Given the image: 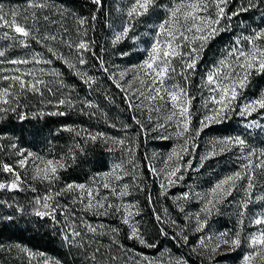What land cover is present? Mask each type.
Returning <instances> with one entry per match:
<instances>
[{"label": "trees", "instance_id": "1", "mask_svg": "<svg viewBox=\"0 0 264 264\" xmlns=\"http://www.w3.org/2000/svg\"><path fill=\"white\" fill-rule=\"evenodd\" d=\"M28 3L29 0H0V5L9 13V18L11 10H15L19 13L17 21L31 29V36L26 39L29 46L26 48L37 59L52 62L36 63L34 60L27 67L6 68L1 60L12 57L17 47L25 46L21 42H4L0 37V50L5 51V56L0 57V88L11 83L2 79L5 76L16 75L29 82L34 78L45 82L37 85L40 92H21L17 84L12 91L19 95V99L13 100L11 105H3L15 108V111L0 113V137H3L0 139V166L10 165L19 172L23 181L17 189H0V264H29L28 256L17 245L27 247L35 253H45L44 257L31 260V264H43L46 258H50V264H56L57 261L59 264H146L144 256L154 260L155 264H170L171 260L176 259L183 260L186 264H237L242 261L245 253L251 249L246 240L253 229L251 220L264 214V200L255 199L264 195V180L257 177L254 180V199L245 210L242 225L239 223L240 217L235 225L229 226L230 218L226 214L208 217L200 215L199 219L206 220L207 224L202 231H197L196 216H183L182 210L172 202L170 193L179 195L176 188L172 186L166 194H159V185L151 178L148 166L152 158L148 147L158 141L148 122L151 109L139 98L127 97L124 90L113 82V79L116 80L113 70L117 62L125 59L143 62L146 59L147 49L150 48L155 33L154 25L166 15L159 5H167L170 0H157L156 7L134 21L129 39L115 46L112 44L114 32L119 31L126 22V9L132 0H101L99 6L92 3V0H47L48 7L44 10L30 9L27 7ZM247 3L248 0H229L227 11L247 6ZM33 11L36 12L35 19L31 15ZM93 15L95 20L92 19ZM45 16L48 19H44ZM24 17L28 19L25 20ZM79 18H86L87 22L81 26L78 23ZM225 23L222 21V25ZM261 28H264V0H260L258 7L233 17L230 28L220 32L207 44L187 83L188 96L194 97L190 105L191 129L198 128L203 116L216 107L210 100L215 93L203 86L202 78L205 73L214 62L227 55V50L235 44L236 37L251 35L253 29ZM3 32L15 35L13 30L5 31L0 27V36ZM45 36H55L56 40H45ZM133 36L138 39L133 41ZM80 40L89 43L92 51H78L75 45ZM242 42L247 47V42ZM48 48L53 52H49ZM81 54L86 60L84 64L79 63ZM98 58L103 60L107 71L101 68ZM77 72L81 75H77ZM85 72L95 78V83L84 82L87 77L82 79L81 76ZM110 76L113 78L110 79ZM166 83H179L184 86L185 81L178 75ZM262 90L264 73L258 75L253 72L241 96L233 105L235 111L229 112L222 122L212 123L204 128L198 137L190 139L189 142H195L196 145L190 151V167L181 169L184 170V178L179 186L182 192L188 186L194 188L193 186L199 185L200 181L207 182L204 178L206 160L200 166L201 158L208 154L203 148L205 144L213 143L211 152L215 150L217 154L211 158L216 163L223 162L224 155L217 150V142L223 139L239 137L246 144L257 142L258 147L264 149V110L245 116L239 114L240 104L257 98ZM61 99L71 100L72 105L69 106L67 102L59 104ZM89 103L93 106L88 107ZM52 112L66 114L49 115ZM253 121L256 123H252ZM68 126L83 131L80 136H76L75 132L64 130ZM96 133L105 134V138L123 139L125 144H114L112 140L105 143L104 138L92 141L89 136ZM13 144L16 145L15 148L11 147ZM159 145L162 146V141ZM21 149L25 150V156L29 151L34 153L33 157H28L27 166L24 168L18 165L22 157L17 153ZM73 156L75 159H72ZM35 157L63 159L66 167L59 170L60 179L51 184L32 179V159L35 160ZM117 164L121 165V169H116L113 173ZM185 165L184 161L182 167ZM105 173H113L115 179L120 176L118 183L128 186L129 198L132 199L134 207V224L143 238L155 247H145L137 240L128 238L130 228L122 223L123 212L121 209L116 211L119 206L113 201L110 191L103 188V184L113 178L106 177ZM13 180V173L5 172L0 167V183L10 185ZM68 183L85 184L86 188L92 190L93 196L90 198L87 192L82 193L80 190L62 191ZM44 196L51 197L47 203L55 209V220L34 214L36 209L48 210L42 207L45 203ZM104 196L108 197L105 208L108 203L114 206L108 209L107 215L96 214V208L85 210L90 199L95 205ZM148 197H151V202ZM103 211L104 209H99V212ZM156 216L160 219L157 220ZM87 224L95 227L96 233L90 232L86 228ZM112 228L119 229V232H112ZM161 229L167 235L161 234ZM73 230L80 232L81 236L73 237ZM224 231L230 235L239 231L241 245L236 248L229 247L215 256H212L210 248L205 250L199 245L200 238L207 235L215 238ZM65 234L74 243L66 242L63 239ZM183 236L188 238L187 243ZM93 255L95 259L92 258Z\"/></svg>", "mask_w": 264, "mask_h": 264}, {"label": "snow or ice", "instance_id": "2", "mask_svg": "<svg viewBox=\"0 0 264 264\" xmlns=\"http://www.w3.org/2000/svg\"><path fill=\"white\" fill-rule=\"evenodd\" d=\"M92 3L96 5H101V0H92ZM229 0H170V3L167 5H159V7L163 8L166 15L165 17L156 25H154L155 33L152 37V43L149 49H147V57L146 59L139 65H135L132 68L134 73L132 80L129 81L128 87L132 86V83L136 80H139L140 87H144L147 85V91L151 93L147 96V99L152 101H160V106L157 107V111L160 110L161 107H165L170 104L169 115L167 116V120L173 121L174 117H179V119L174 120V124L178 129L174 135L177 138H182L186 133L190 131L194 133V136H190L188 139H194L198 137L200 132L207 128L212 123H220L223 119L227 117V114L231 111H235L233 105L236 104L237 98L241 96L243 89L247 86L249 82V78L253 72L256 74L264 73V43H258L264 41V28L259 30L253 29L251 35H244L241 37L235 38V44L227 50V55L217 60L213 63V65L209 68L207 73H205L203 79V86L207 87L208 90L215 95L210 97V100L216 105L209 110L208 114H205L203 118L199 121V127L196 129H191V113H190V105L191 100L194 97H189L187 92V83L189 81V77L191 73H194L196 70V66L198 61L201 59L202 54L207 47V44L214 39L220 32L226 31L230 28V22L233 17L239 16L241 12H247L250 8L258 7L260 0H248L247 6H240L234 9L231 12L227 11ZM157 6V0H132L130 6L126 9V22L121 26L119 31L114 32V37L112 39V44L115 46L118 43L123 42L125 39H129V33L133 30L134 21L146 14L149 13V10ZM30 9L35 10H44L48 7L47 0H29L27 5ZM27 10V9H26ZM18 12L15 10H11L10 18L9 13L4 11L3 5H0V27H7L13 30L15 33L19 34L21 39L20 42L28 47L29 45L26 43V39L31 36V29L26 27L24 24H21L17 21ZM32 18H36V12H32ZM95 15H93L92 19L95 20ZM25 20L28 17H24ZM44 19H48L47 16ZM222 21L226 22L222 25ZM86 18H79L78 23L83 26L86 23ZM5 38L15 39V37H10L8 32L3 34ZM35 39L36 37H32ZM45 40L51 39L56 40L55 36H45ZM133 41L138 39V37H131ZM242 41L247 42V47L242 45ZM37 42H40L39 40ZM94 43V42H93ZM71 46V45H70ZM75 48L80 51H92L89 47V43L84 40H80ZM187 49V50H185ZM49 52H53L51 48H48ZM55 55V53H53ZM95 55V53H93ZM127 55V53H123ZM39 54H37L38 56ZM5 56V51L0 50V57ZM180 58L181 63V71L177 73L176 67L173 65V61L176 58ZM63 59V57H60ZM36 63H48L50 64L51 60H40L36 57H33ZM100 59V58H98ZM8 63L18 65V64H27L30 61L27 59H11L7 61ZM67 63V61H65ZM79 63L84 64L86 60L83 58L81 54L79 58ZM101 68L104 71H107L103 66V60L100 59ZM71 67H75V65H70ZM144 73V76L148 77V80L141 78L138 73ZM172 74H179L183 77L185 84L181 86L179 83H172L169 85L166 83L168 80H174V76ZM27 75H31V73H27ZM77 75H81L77 72ZM126 75V71H121L119 76L123 79ZM87 77L85 79V83H95V78L88 76L87 73H83L81 78ZM112 79L113 77H109ZM4 80H9L11 83L4 88H0V113L7 112L9 110L15 111V108L3 107V105H11L13 100H18L19 95L14 93L12 89L18 84L21 92L24 91H32V92H40L39 87L37 85L44 84L45 82L40 79H33L31 82L24 80L21 76H5L2 77ZM113 82L116 84L118 88H121L123 91V86L113 79ZM46 86V85H45ZM137 91L140 88L136 89ZM51 91V89H49ZM42 94V93H41ZM141 95H144L141 92ZM9 97L12 99L10 100ZM68 103L69 106L72 105V101H65L63 99L59 100V104L63 105ZM88 107H92L90 103L87 105ZM132 105L130 104L129 107ZM257 110H264V90H262L257 98L246 100L240 104V112L241 116L251 115L253 112ZM64 112H52L49 115H65ZM24 116H21L23 119ZM139 123V121H137ZM252 123H256L253 121ZM115 127V125H112ZM250 126V125H249ZM127 127V126H126ZM141 127H143L141 125ZM163 127V125H160ZM65 131L75 132L76 136L81 135V131H77L76 129L68 126L64 128ZM3 137H0L2 139ZM89 138L92 141H96L97 138H104L105 143L108 140H112L114 144L124 145L125 140L117 139L112 137L105 138V134L96 133L95 135H90ZM220 147V152H223L228 145L236 144L241 147V150L246 146L245 140L236 137L235 139L227 138L217 142ZM187 144L188 140H185L184 145H178L177 148H173L171 153L167 156V161L171 162L174 158L176 160L182 159L181 153L187 152ZM2 147V146H0ZM15 148L16 145L13 144L11 146ZM195 147V145H193ZM179 149V150H178ZM111 150V149H109ZM131 152V149H129ZM256 149H251L247 154H245L242 158L247 161V163L241 166L242 170L235 171L230 175L224 176L222 179L218 180L211 189L204 194L197 193L196 195L204 200L203 211L211 214V212L219 205L223 200H225L228 196H231L233 191L237 188L239 182L244 181V185L242 190L244 192L245 198L240 202V211L238 212V216L240 217L239 223L243 224V217L245 215V210L248 207V204L253 201L252 190L255 187L254 180L255 169H264V158L259 160V163H254L252 157L256 156ZM216 151L213 150L211 153L205 155L201 158V167L203 166V160L210 158L211 156L216 155ZM17 155L22 157L18 161V165L20 168H24L27 166L28 157H33L34 153L28 152L27 156H25V150L21 149ZM260 156L264 157V150L260 151ZM44 164L43 168L37 167L34 170V175L32 179H39L43 181H47L48 183H53L56 180H59V170L64 169L66 167L63 159L61 160H45L42 157H37ZM72 159H75L73 156ZM190 167V165H188ZM2 170L5 172L13 173L15 176V180L12 181L10 185H5L4 183H0V189H4L8 187L11 189H17L19 184L23 181L20 178L19 172H16L10 165L3 164ZM165 168H168V164H165ZM116 169H121V165L117 164L114 166L113 173ZM181 165L177 163L175 166L171 167L170 170L166 171L167 184L171 185L176 183V180L173 177H177V173L180 172ZM198 170V169H197ZM150 171H154V169H150ZM113 173H105L104 175L111 176ZM95 178H93L94 180ZM116 179H121L120 176H116ZM178 180L183 179V175L177 177ZM103 188L109 189L110 192L115 193V189L111 187V185L107 182L103 184ZM127 185L123 186V191L119 193L121 197L127 194ZM161 188H165V184H161ZM35 191V189H32ZM80 190V192H87L88 197H92V190L86 188L85 184H74L68 183L62 191H75ZM58 195L60 193H57ZM97 195L99 192L97 191ZM183 198L187 199L188 194H183ZM51 199L50 196H44L43 200L45 203L42 205L44 209H48L46 211H41L36 209L34 214L38 217L44 218L45 216L51 217L55 220V209L51 208V206L47 203V201ZM149 202H151V197H148ZM257 200H264V195L255 197ZM108 201V197L104 196L97 200L96 204L93 205L91 199L85 206V210H91L93 208L97 209V213L99 215H107L108 209L113 208L114 206L111 203L107 204V208H105V202ZM39 203V199L37 200ZM131 206H124V211L128 213V215L122 217V223L128 225L130 228L129 239L137 240L141 245L145 247H155L154 244H149L143 236L140 234L139 228L130 223L129 216L133 213L130 211ZM99 209H104L103 212H99ZM183 210V209H181ZM22 211V209H21ZM116 211H120V207H116ZM139 214L138 212L136 213ZM156 219L159 220L160 217L156 216ZM175 223V221H173ZM251 223L257 226L264 225V214L254 217L251 220ZM207 224V221H201L199 219V214L196 216V230L202 231ZM100 227H103L101 225ZM86 228L92 232L96 233V228L91 224H87ZM112 232L118 233L119 229L112 228ZM161 234L167 235L161 229ZM179 235V234H178ZM73 237L81 236V233L73 230ZM174 238V237H173ZM184 242L187 243L188 238L186 236L182 237ZM63 239L68 243H74L73 240L69 239V236L65 234ZM206 240L208 243H206ZM248 242V247L252 249L247 255L244 256V264H264V227L258 229V231L254 234H250L246 237ZM114 242H116L114 240ZM241 233L239 231L230 235L229 232L224 231L221 232L215 238L211 235H207L204 238L199 239V245L203 247L205 250L210 248L212 253H215L222 245H227L231 248H236L241 245ZM20 249L21 252L25 253L29 258V264H31V260L37 257H44L45 253L39 252L35 253L28 249L27 247H21L20 245L16 246ZM195 251V249H193ZM99 251V249H97ZM95 259V256L92 257ZM143 260L146 264H155V261L149 259L147 256L143 257ZM43 264H50V258H46L43 261ZM56 264H59L57 261ZM175 264H186L183 260H176Z\"/></svg>", "mask_w": 264, "mask_h": 264}, {"label": "rangeland", "instance_id": "3", "mask_svg": "<svg viewBox=\"0 0 264 264\" xmlns=\"http://www.w3.org/2000/svg\"><path fill=\"white\" fill-rule=\"evenodd\" d=\"M7 27H3V30L7 31ZM4 34V32L2 33ZM10 37H15V39H9V38H5L3 35H1L0 37L2 38V40H4V42H20V40L22 39V37H19V34L15 33V35L9 33ZM245 43L242 42V45H244ZM24 46V45H22ZM17 51L14 52V55L12 57H7L5 59H2V65H6L7 67L10 68H15L16 67H27L30 66L34 59V55L32 52L29 51V49H27L26 47H17ZM11 59H27L30 62L27 64H18V65H14L11 63H8V60ZM142 62L140 61H135V60H122L121 62H117L114 66L115 69L113 70L114 74H115V78L117 80V82H119L122 86H123V90L125 92V94L127 95V97L129 98H139L140 101H142V103L145 106H148L151 110H150V120L148 121L149 124H151V130L154 133L156 139L158 141H156V143H151V145H149L148 147V152L152 158V162H149V171L150 169H154V171H150L151 174V178H153V180H156V183H158V193L159 194H166L167 190L169 188H171L172 186L176 188V190L179 192V195L176 196V194L170 193L172 202L175 203V205L183 212V216L187 215V217L195 215L197 216V214L203 215L204 217L208 215H217L220 216L221 215H227L230 219L228 220L229 226L235 225L238 220H239V216H238V212L240 211V202L241 200H243L245 198L244 196V192L242 190V187L244 185V181L239 182V184L237 185V188L233 191L231 196H228L225 200H223L219 205H217V207L211 212V214L204 212L203 206L205 201L201 200L196 194L200 193V194H204L207 193L211 187L214 186V184L222 179L224 176L226 175H230L232 173H234L235 171H240L242 170L241 166L245 163H247L246 160H244L242 157L247 154L251 149H256V156L252 157V160L254 161V163H259V160L264 158L260 156V151L264 150L263 148H259L257 142H249L246 144V146L243 148V150H241V147H239V145L236 144H231L228 145L225 150L223 152H221V155L224 157H222L223 162L222 163H216V160L214 158L210 159H206V162L204 163V171H205V175L204 178H206L207 182H201L199 185L193 186L192 187H186L184 189V192H182V190H180L179 186L181 184L182 180H178L176 177H173L174 180H176V183L174 184H167V178H166V171L170 170L171 167L175 166L177 163H179V165H181V169H187L188 165L191 162V155H190V151L193 147V145H196L195 142H189L190 139H188L190 136H192V132L190 131L189 133H186L184 137L182 138H177L174 133L178 130L174 124V120L179 119V117H174L173 121H169L167 120V116L169 115V109H170V104L166 105L165 107H161L159 111H157V107L160 106V101L156 100V101H152L150 99H147L146 97L149 96L151 93H149L147 91V85H145L144 87H140V82L139 80H136L135 82L132 83L131 87H128V83L130 80H132L133 78V71L132 68L135 65H139ZM173 65L176 67L177 69V73H179L181 71V63H180V58H176V60L173 61ZM121 71H126V75L123 79L120 78L119 73ZM138 75L145 79L148 80L149 78L144 76V73H138ZM174 76V79L176 78V76H178L179 74H172ZM140 88L139 91H137L136 89ZM141 92L144 93V95H141ZM160 125H163V127H160ZM185 140H188V144H187V152H182L181 156L182 159L176 160V158L173 159V161L168 162L167 161V156L171 153L173 148H177L178 145H184ZM162 141V146H158V143ZM158 142V143H157ZM213 146V143H208L205 144L203 146V148L209 153H211V148ZM220 147H222L221 145L218 146L217 150L220 149ZM179 150V149H178ZM220 151V150H219ZM36 159L33 160L32 159V164L34 167V170L39 167V168H43L44 164L42 163V161L40 159H38L37 157H35ZM45 160L47 159H52L55 161V159L47 157L44 158ZM186 162V165L182 167V163ZM168 164V168H165V164ZM184 165V164H183ZM256 170V177L260 180H264V169H255ZM184 170H180V172L177 173L178 177L183 175ZM111 177H113L111 175ZM184 178V177H183ZM112 188H114L116 191L115 193H112V198L114 199L113 201L117 204V206L120 207V209L123 212V215L126 216L128 215L127 212L124 211V206H131L130 207V211L133 213L131 216H129V221L130 223L134 224V220H133V216H134V207L132 205V199L129 198V192L127 189V194L124 195L123 197H121L119 195V193L121 191H123V184L118 183V180L113 178H110L108 180V182ZM161 184H165V188H161ZM109 190V189H108ZM110 191V190H109ZM187 193L188 194V198L184 199L183 198V194ZM163 207V206H162ZM192 207H195L194 209H192ZM192 212V213H191ZM231 221L233 223H231ZM264 227V225H253V229L252 232L250 234H254L258 231L259 228ZM229 248V246L227 245H222L215 253L212 254V256H215V254L218 253H222L223 251L227 250ZM252 249H250L247 253H245L246 255L251 252ZM245 256V255H244ZM177 260V259H176ZM176 260H171L170 264H175ZM237 264H244V259H242V261H240ZM255 264V262H254Z\"/></svg>", "mask_w": 264, "mask_h": 264}]
</instances>
